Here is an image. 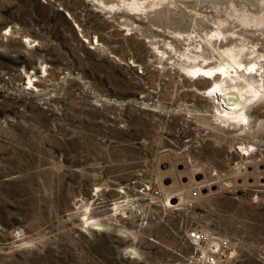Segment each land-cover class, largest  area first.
<instances>
[{"label":"rangeland","instance_id":"obj_1","mask_svg":"<svg viewBox=\"0 0 264 264\" xmlns=\"http://www.w3.org/2000/svg\"><path fill=\"white\" fill-rule=\"evenodd\" d=\"M103 2L0 0V264H195V210L230 241L222 264H264V124L217 120L190 68L226 47L249 64L252 47L264 69V0ZM252 141L236 170L234 147ZM197 176L219 191L191 211L146 190L184 200ZM125 197L140 215L119 211Z\"/></svg>","mask_w":264,"mask_h":264},{"label":"bare ground","instance_id":"obj_2","mask_svg":"<svg viewBox=\"0 0 264 264\" xmlns=\"http://www.w3.org/2000/svg\"><path fill=\"white\" fill-rule=\"evenodd\" d=\"M98 1L105 5L103 2L104 0ZM119 1H121L123 10L134 12L136 10L142 11L146 8H153L157 5L156 1L161 2L164 0H153L152 2H148L147 0ZM117 6L120 7L119 5ZM179 34L181 33L179 32ZM216 34L222 35L221 32H216ZM251 49L253 51H250L249 55H251L252 60L249 64H244L242 61L243 52L246 51L245 47L239 49L226 47L222 49L221 53L219 52L222 59L220 62L218 60L219 63L217 65L210 66L209 61L207 62V59L203 58L202 63L190 67L191 70L194 71L193 74H195V76H201L206 82L210 83L206 90L207 92L209 91V95H206L207 97H211L215 102L217 120L221 123H225V125H244V127L247 126L250 128V126L259 125L257 124L258 122H264V119L259 118L254 120L253 123L250 119V112H248V109H250L248 106L253 101L264 99V76L261 74L263 69L260 62L257 61L263 54L254 50L252 47ZM259 76L260 78H258ZM32 79L33 78L30 77V80ZM251 123H253V125ZM89 220L86 221L88 226L100 229V227H98L101 225L100 221L93 219Z\"/></svg>","mask_w":264,"mask_h":264},{"label":"built area","instance_id":"obj_3","mask_svg":"<svg viewBox=\"0 0 264 264\" xmlns=\"http://www.w3.org/2000/svg\"><path fill=\"white\" fill-rule=\"evenodd\" d=\"M261 72L264 76V69ZM263 124L264 122L260 123L261 126H263ZM260 144L261 143L257 141H252L251 143H242L234 147L232 152L243 160L241 163L235 162L237 165L235 167L236 170L242 172L246 171L249 167L248 163L251 156L260 151ZM210 186L211 185H208V187ZM205 187L206 183L204 179H199V181L194 180L193 186L184 200L179 193L169 194L160 188L150 189V187H146V190H150L151 197L157 199L165 208L191 211L195 209V204L202 196L208 195L209 192L217 193L219 191L216 186L212 187L214 190L210 188V191ZM254 198L256 199L257 195H255ZM173 199L175 202L172 204ZM116 202L119 205V211H127L131 215H140L142 213L143 207L138 197L120 198ZM194 214L195 223L188 228L185 234L188 243L197 247L195 252V264H222L223 261L232 256L230 241L228 239L211 236L209 229L204 225L206 216L203 211L195 210Z\"/></svg>","mask_w":264,"mask_h":264},{"label":"water","instance_id":"obj_4","mask_svg":"<svg viewBox=\"0 0 264 264\" xmlns=\"http://www.w3.org/2000/svg\"><path fill=\"white\" fill-rule=\"evenodd\" d=\"M200 178H201L200 176H197L196 179L199 180ZM212 190H214V188H212ZM174 202H175V200L173 199V200H172V204H173Z\"/></svg>","mask_w":264,"mask_h":264}]
</instances>
